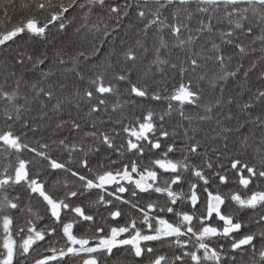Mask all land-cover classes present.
Wrapping results in <instances>:
<instances>
[{
	"label": "snow or ice",
	"instance_id": "1",
	"mask_svg": "<svg viewBox=\"0 0 264 264\" xmlns=\"http://www.w3.org/2000/svg\"><path fill=\"white\" fill-rule=\"evenodd\" d=\"M0 264H264V0H0Z\"/></svg>",
	"mask_w": 264,
	"mask_h": 264
}]
</instances>
